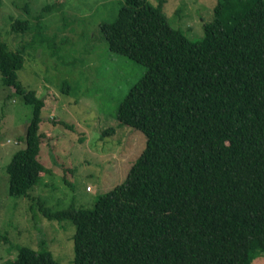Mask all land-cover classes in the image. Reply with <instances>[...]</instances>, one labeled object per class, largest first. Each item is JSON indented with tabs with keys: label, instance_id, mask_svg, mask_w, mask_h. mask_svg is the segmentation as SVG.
I'll list each match as a JSON object with an SVG mask.
<instances>
[{
	"label": "trees",
	"instance_id": "trees-1",
	"mask_svg": "<svg viewBox=\"0 0 264 264\" xmlns=\"http://www.w3.org/2000/svg\"><path fill=\"white\" fill-rule=\"evenodd\" d=\"M161 3L123 0L100 25L111 53L146 69L116 113L143 132V150L93 208L43 213L75 224L73 264H253L264 255V0H217L199 40L171 27ZM11 29L24 33L30 22L15 18ZM24 51L0 32L3 84L32 107L26 146L6 167L15 196L46 173L44 102L19 80ZM8 264L58 263L19 248Z\"/></svg>",
	"mask_w": 264,
	"mask_h": 264
},
{
	"label": "rangeland",
	"instance_id": "rangeland-1",
	"mask_svg": "<svg viewBox=\"0 0 264 264\" xmlns=\"http://www.w3.org/2000/svg\"><path fill=\"white\" fill-rule=\"evenodd\" d=\"M1 3L3 39L14 52L25 49L19 80L44 102L39 130L45 137L39 158L46 173L29 188L28 196L9 193L6 167L26 146L23 135L32 107L3 84L0 74V264L13 261L19 248L47 251L56 263L73 264L75 224L68 218L50 219L42 209L93 208L100 195L125 179L145 146V135L138 128L119 125L116 113L146 69L111 53L101 34V23L116 18L123 0ZM216 3L162 0L161 10L171 27L199 40L204 23L214 18ZM15 18L28 20L30 29L13 32ZM108 126L114 132L102 135ZM253 264H264V255Z\"/></svg>",
	"mask_w": 264,
	"mask_h": 264
},
{
	"label": "built area",
	"instance_id": "built-area-1",
	"mask_svg": "<svg viewBox=\"0 0 264 264\" xmlns=\"http://www.w3.org/2000/svg\"><path fill=\"white\" fill-rule=\"evenodd\" d=\"M90 189V188H89Z\"/></svg>",
	"mask_w": 264,
	"mask_h": 264
}]
</instances>
